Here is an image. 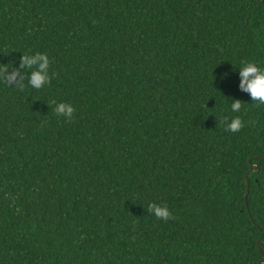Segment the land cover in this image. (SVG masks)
Segmentation results:
<instances>
[{
	"label": "trees",
	"instance_id": "obj_1",
	"mask_svg": "<svg viewBox=\"0 0 264 264\" xmlns=\"http://www.w3.org/2000/svg\"><path fill=\"white\" fill-rule=\"evenodd\" d=\"M242 61L264 67V0H0V264H264Z\"/></svg>",
	"mask_w": 264,
	"mask_h": 264
},
{
	"label": "clouds",
	"instance_id": "obj_2",
	"mask_svg": "<svg viewBox=\"0 0 264 264\" xmlns=\"http://www.w3.org/2000/svg\"><path fill=\"white\" fill-rule=\"evenodd\" d=\"M38 61H40V63H38L37 69L32 72L29 78V83L35 88H40L42 84L47 82L48 60L45 56L38 54L25 61L29 66L37 64ZM233 71H236L240 77L239 89L248 93L253 101L264 104V67H258L254 62L242 61L239 68H233ZM240 108V100L233 99L230 105L231 111L238 112ZM54 111L58 115L71 117L73 108L69 104L59 103L56 105ZM241 127H243V124L238 117L233 118L231 121H226V130L228 131L236 132L239 131ZM149 211L162 219H168L170 215L166 208L155 205H149Z\"/></svg>",
	"mask_w": 264,
	"mask_h": 264
},
{
	"label": "water",
	"instance_id": "obj_3",
	"mask_svg": "<svg viewBox=\"0 0 264 264\" xmlns=\"http://www.w3.org/2000/svg\"><path fill=\"white\" fill-rule=\"evenodd\" d=\"M258 168H259V164L255 163V168L251 171H256V170H258ZM245 179L247 180V184H248L247 185V191H246V196H247L248 192H249L248 173L246 174ZM246 202H247V197H246Z\"/></svg>",
	"mask_w": 264,
	"mask_h": 264
}]
</instances>
